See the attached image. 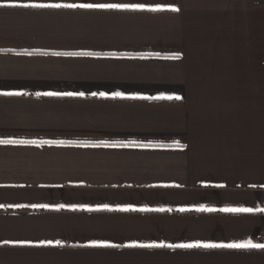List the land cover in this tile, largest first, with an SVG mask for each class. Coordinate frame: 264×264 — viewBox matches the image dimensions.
Returning a JSON list of instances; mask_svg holds the SVG:
<instances>
[{"label": "crops", "instance_id": "1", "mask_svg": "<svg viewBox=\"0 0 264 264\" xmlns=\"http://www.w3.org/2000/svg\"><path fill=\"white\" fill-rule=\"evenodd\" d=\"M233 244L264 245V0H0V264H264Z\"/></svg>", "mask_w": 264, "mask_h": 264}, {"label": "snow or ice", "instance_id": "2", "mask_svg": "<svg viewBox=\"0 0 264 264\" xmlns=\"http://www.w3.org/2000/svg\"><path fill=\"white\" fill-rule=\"evenodd\" d=\"M15 6V5H13ZM34 7H44L45 5H31ZM51 7H61V5H50ZM63 7H76L75 5H63ZM81 7H101V8H120V7H139V6H128V5H81ZM152 11H156L159 9H150ZM171 11L174 12H178L179 8H172ZM57 55H59V53H57ZM49 95H53L52 93H50ZM69 95H72L71 93H69ZM81 95H83L81 93ZM170 98V97H169ZM177 99H179V97H177ZM246 211H250V210H246ZM51 243V242H49ZM255 247V248H264V245H219V247H230V248H242V247ZM180 247H218V245H200V244H196V245H181Z\"/></svg>", "mask_w": 264, "mask_h": 264}]
</instances>
